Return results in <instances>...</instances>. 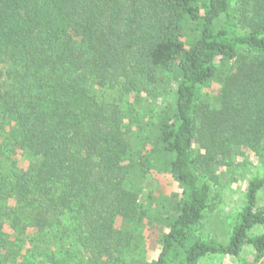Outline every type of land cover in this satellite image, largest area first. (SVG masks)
Masks as SVG:
<instances>
[{"label": "trees", "instance_id": "trees-1", "mask_svg": "<svg viewBox=\"0 0 264 264\" xmlns=\"http://www.w3.org/2000/svg\"><path fill=\"white\" fill-rule=\"evenodd\" d=\"M166 73L173 103L149 126L136 104ZM3 78L0 264H123L124 228L147 218L140 179L159 155L179 195L148 264H264V230L249 233L264 227V171L227 239L201 235L217 167L237 148L264 159V0H0Z\"/></svg>", "mask_w": 264, "mask_h": 264}, {"label": "rangeland", "instance_id": "rangeland-1", "mask_svg": "<svg viewBox=\"0 0 264 264\" xmlns=\"http://www.w3.org/2000/svg\"><path fill=\"white\" fill-rule=\"evenodd\" d=\"M201 2V0H195ZM186 43H190L197 30L193 28L192 23L185 26ZM222 70H227L231 64H218ZM162 86L164 89L156 96H149L142 99L145 107H139L136 104V110L141 109L145 113L144 119L148 121L149 126H156L163 116V112L173 103V93L176 85V74L166 73ZM8 79L3 78L0 81L2 87H6ZM220 83L213 81L204 89L206 96L214 95L218 92ZM143 148H148L143 144ZM152 167L140 179L141 190L139 194V203L146 207V216L137 226H128L124 228L123 235L126 239V245L130 249L122 255L123 264H148L158 254L160 245L158 236L166 231V219H169L174 213L176 200L179 195V186L177 180L168 171L167 164H164L163 155L151 159ZM264 171V159L252 151L237 148L235 154L230 160L221 167H217L214 179H210L212 185L213 198L210 207L202 219L201 235L212 237L214 239L225 241L228 237L229 224L234 214L239 212L244 205V192L247 181L254 175L261 174ZM258 205H264V188L258 192ZM148 214L150 217L148 218ZM264 230L263 226L252 228L251 235L258 234ZM252 247L246 245L241 251V256L245 261L253 258ZM259 263V262H258ZM115 264H120L116 261ZM198 264H243L232 255H208L203 257ZM257 264V263H256Z\"/></svg>", "mask_w": 264, "mask_h": 264}]
</instances>
